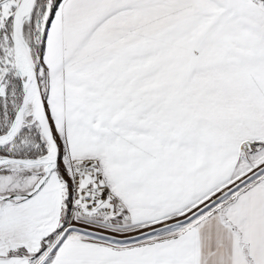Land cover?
Returning a JSON list of instances; mask_svg holds the SVG:
<instances>
[{
  "label": "snow or ice",
  "instance_id": "obj_1",
  "mask_svg": "<svg viewBox=\"0 0 264 264\" xmlns=\"http://www.w3.org/2000/svg\"><path fill=\"white\" fill-rule=\"evenodd\" d=\"M0 264H264V0H0Z\"/></svg>",
  "mask_w": 264,
  "mask_h": 264
}]
</instances>
